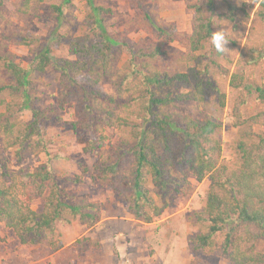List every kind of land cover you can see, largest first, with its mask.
I'll return each mask as SVG.
<instances>
[{"label": "trees", "instance_id": "obj_1", "mask_svg": "<svg viewBox=\"0 0 264 264\" xmlns=\"http://www.w3.org/2000/svg\"><path fill=\"white\" fill-rule=\"evenodd\" d=\"M126 1L133 2L148 20L139 0ZM260 3L264 5V0ZM2 5L0 0V20L4 17ZM189 7L194 10L190 49L203 51L214 31L213 16L206 14L211 10L212 0H196ZM96 9L112 13L108 6ZM259 14L264 19V11ZM150 22L144 31L155 46L136 49L126 43L130 56L119 69L112 63L113 44L101 31L90 42L70 40L67 57L51 55L47 46L34 55L26 68L7 53L0 55V61L17 86L26 91L28 73L43 72L51 64L60 86L55 103L60 110L73 104L77 124L85 133L102 132L104 127L127 131L130 139L122 140L112 154L100 157L94 172L127 203L135 219L149 223L160 216L170 205L172 194L189 189V173L198 181L208 176L205 205L196 216L199 229L191 239L193 248L203 251L220 248L231 264H264V252L255 249L260 238H264V108L248 117L241 113L251 95L264 104V85L244 83L241 76L238 80L234 75L230 79L231 86L242 87L243 93L232 107L234 124L241 127L240 135L233 141L239 163L229 168L221 162L222 141L217 136L220 123L211 117L200 118L179 110L182 103H205L212 95L224 106L225 93L211 77L216 70L227 75V70L209 55L205 65L200 62V69L192 67L174 74L159 71L154 61L168 53L167 44L175 40L176 33L172 24ZM0 38L9 44L30 43L28 37L0 33ZM258 52L264 54V48ZM106 78L112 83L111 92L102 87ZM175 85L188 89L177 93L164 91L165 87ZM31 111V118L22 121L11 104L0 110V133L7 147H15L18 158L36 149L47 154L46 144L39 136L45 112L35 107ZM256 127L262 130L256 131ZM104 137L102 134L96 139L85 137L84 150L96 148V142L100 146ZM86 172L81 167V173ZM81 181V175L73 178V182ZM148 182L157 191L156 197L151 195ZM39 199H43L42 207L33 209L30 204ZM74 220L93 227L100 220V204L88 201L86 196L67 194L54 176L49 158L25 177L8 169L0 171V223L12 229L20 244H45L59 249L60 226Z\"/></svg>", "mask_w": 264, "mask_h": 264}, {"label": "rangeland", "instance_id": "obj_2", "mask_svg": "<svg viewBox=\"0 0 264 264\" xmlns=\"http://www.w3.org/2000/svg\"><path fill=\"white\" fill-rule=\"evenodd\" d=\"M195 1L139 0L149 16L147 20L133 2L126 0H3L1 10L4 17L0 20V33L17 38L28 37L30 43L15 45L0 38V55L10 54L20 66L26 68L34 55L47 46L51 49V55L67 57L70 40L90 42L101 31L113 44L112 63L115 69H119L126 65L130 56L126 43L136 49L148 50L155 46L154 40L144 31L145 25L152 24L150 20L172 24L175 40L167 44L168 53L155 60L154 66L169 74L185 72L192 67L202 68L200 62L202 66L205 65L211 55L227 70V75L216 70L211 77L215 86L225 93L224 106H220L212 95L205 103H182L179 110L200 118L211 117L220 123L217 136L222 141L221 162L233 168L239 163L233 141L240 135L241 127L234 124L232 107L243 90L242 87L231 86L230 79L233 75L236 80L241 76L244 83L264 85V54L258 52L264 48V19L259 14L264 11V5L260 0H212L211 10L206 14L213 16L214 31L224 27L230 39L227 44L229 49L218 56L211 46V40L206 42L203 51L190 49L189 35L193 30L194 10L189 6ZM99 6L111 7L112 13L98 11L96 8ZM27 78L28 91L17 86L0 61V110H4L9 103L22 121L31 118V107L44 111L46 119L40 126L39 136L46 144L47 154L36 149L18 158L15 147H7L0 133V171L8 169L25 177L49 158L54 176L65 187L67 194L86 196L88 201L100 204V219L104 218L107 222L113 219L110 232L83 225L80 228L73 225L66 230L64 227L61 246L68 247L79 264H99L88 244L79 245L81 236L91 237L95 241L104 235L112 254L107 258L108 263L119 257L116 244L129 252L133 248L138 249V259H132L127 264L232 263L220 248L214 251L194 249L191 241L199 229L196 216L205 205L210 184L208 176L198 181L194 174L189 173V189L182 194H172L170 205L160 216L151 223L135 219L127 203L108 189L94 172L100 157L112 154L122 140L130 139L127 131L124 128L104 127L102 132L85 133L77 124L74 105L68 104L64 110H60L55 103L60 86L57 72L51 64L43 72H29ZM102 87L106 92L112 91L109 78L102 82ZM185 89L188 88L175 85L165 87L164 91L177 93ZM262 108L264 104L256 102L251 95L248 103L241 108V113L248 117ZM72 123H75V127ZM255 130L262 129L256 127ZM99 134L105 136L100 146L96 142V148L84 150L85 137L96 139ZM81 167L86 168L87 172L81 173ZM75 175H81L82 181L73 182ZM147 187L156 197L157 191L151 182L147 183ZM42 205L43 199H39L33 203V208L40 209ZM30 247L20 244L12 229L0 224V264H41L44 252L36 254L29 249L28 254L25 251ZM255 249L264 252V238H260ZM125 256L126 253L119 258L125 259ZM49 262L54 264L55 259L53 263Z\"/></svg>", "mask_w": 264, "mask_h": 264}, {"label": "crops", "instance_id": "obj_3", "mask_svg": "<svg viewBox=\"0 0 264 264\" xmlns=\"http://www.w3.org/2000/svg\"><path fill=\"white\" fill-rule=\"evenodd\" d=\"M35 201H37V200L32 201V203L30 204L32 208H33V203ZM33 209H35V208H33ZM100 218H101V215H100ZM112 221H113V219H111V220H109V222H107V220L102 218L93 227L94 228L100 227V228L106 229L108 232H110L111 231V226H112V224L110 222H112ZM149 223H151V222H149ZM0 224H2V223H0ZM73 225H76L78 228H80V226H82V225L85 226L84 224L79 223L77 220L76 221L74 220V221L71 222V225L66 224L64 226L63 225L60 226L61 234L63 235L64 231L67 228H71ZM64 227H65V230H64ZM105 237L106 236L104 235V236H101L100 239H97V240L93 241V238H91V237H88V236H83L82 237L81 236V238L78 240V242H80V244H79L80 246L88 244L91 247L90 248L87 245L89 250L94 253V255L96 257V260H97V263H99V264H127L132 259H134V260L138 259L137 256H136V255H138V249L135 250L133 248L132 252H129V250L125 251L122 248L121 245L118 244L120 246L119 247L116 244V246H117V248L119 250L118 253L120 252L119 253V257L122 254L126 253L125 259H120L121 257L119 258L117 256V260L113 259L111 263H108V259L107 258L111 254V252L107 248V241H106ZM61 240H62V236H61ZM61 243H63V241ZM24 246H26V245H24ZM41 248H42V251L40 250ZM29 249H32L36 254L39 253V252H44V255H42V259H41V264H51L49 261H52V263H53L54 259H55V263L54 264H79L78 261L76 260L75 255L66 246H64V247L61 246L59 249L53 250L52 248H50L49 246H47L45 244L34 245V246H31L30 248L26 249L25 252L28 253V254L30 252ZM121 249H122L123 252L121 251Z\"/></svg>", "mask_w": 264, "mask_h": 264}, {"label": "clouds", "instance_id": "obj_4", "mask_svg": "<svg viewBox=\"0 0 264 264\" xmlns=\"http://www.w3.org/2000/svg\"><path fill=\"white\" fill-rule=\"evenodd\" d=\"M211 46L218 54H225L228 41L230 40L226 34V28L222 27L216 31H212L211 34Z\"/></svg>", "mask_w": 264, "mask_h": 264}]
</instances>
